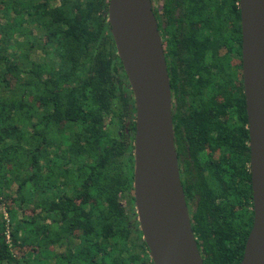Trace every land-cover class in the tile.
Masks as SVG:
<instances>
[{
    "label": "trees",
    "instance_id": "trees-1",
    "mask_svg": "<svg viewBox=\"0 0 264 264\" xmlns=\"http://www.w3.org/2000/svg\"><path fill=\"white\" fill-rule=\"evenodd\" d=\"M107 9L0 0V264H153L123 203L134 202L135 105ZM216 185L199 187L192 230L204 264H239L252 210L242 187L235 211Z\"/></svg>",
    "mask_w": 264,
    "mask_h": 264
},
{
    "label": "water",
    "instance_id": "water-1",
    "mask_svg": "<svg viewBox=\"0 0 264 264\" xmlns=\"http://www.w3.org/2000/svg\"><path fill=\"white\" fill-rule=\"evenodd\" d=\"M253 222L239 264H264V0H239ZM107 23L135 105L133 194L153 264H204L180 180L171 93L150 0H108Z\"/></svg>",
    "mask_w": 264,
    "mask_h": 264
},
{
    "label": "flooded vegetation",
    "instance_id": "flooded-vegetation-1",
    "mask_svg": "<svg viewBox=\"0 0 264 264\" xmlns=\"http://www.w3.org/2000/svg\"><path fill=\"white\" fill-rule=\"evenodd\" d=\"M150 1L169 77L173 138L189 216L198 202L199 187L217 183L218 199L235 211L233 190L242 187L243 212L252 210L253 217L252 192L251 199L247 194L251 172L239 0ZM223 75L233 97L225 107ZM225 124L232 128L224 132L231 135L227 142H223ZM134 135L135 129L132 170Z\"/></svg>",
    "mask_w": 264,
    "mask_h": 264
},
{
    "label": "rangeland",
    "instance_id": "rangeland-1",
    "mask_svg": "<svg viewBox=\"0 0 264 264\" xmlns=\"http://www.w3.org/2000/svg\"><path fill=\"white\" fill-rule=\"evenodd\" d=\"M123 203H124V205H125V209H126V210H128V209H130V208H134V210H135V204H134L133 201L128 200L127 202L125 201V202H123ZM135 214H136V212H135Z\"/></svg>",
    "mask_w": 264,
    "mask_h": 264
}]
</instances>
